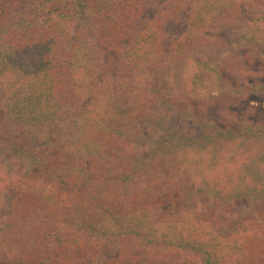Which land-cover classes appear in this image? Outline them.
Returning a JSON list of instances; mask_svg holds the SVG:
<instances>
[{
    "label": "trees",
    "instance_id": "trees-1",
    "mask_svg": "<svg viewBox=\"0 0 264 264\" xmlns=\"http://www.w3.org/2000/svg\"><path fill=\"white\" fill-rule=\"evenodd\" d=\"M263 65L264 0H0V264H264V127L209 116Z\"/></svg>",
    "mask_w": 264,
    "mask_h": 264
},
{
    "label": "rangeland",
    "instance_id": "rangeland-1",
    "mask_svg": "<svg viewBox=\"0 0 264 264\" xmlns=\"http://www.w3.org/2000/svg\"><path fill=\"white\" fill-rule=\"evenodd\" d=\"M186 31V27L184 25H170L166 28L165 34L168 38H173L176 36H179L180 34L184 33ZM253 75L250 77V80L248 81V85H252L254 87H257L256 84L264 85V65L261 69H259L257 66L255 67V70H253ZM237 83L233 82L232 85H235ZM240 89L245 87L243 83H239ZM235 86V87H236ZM215 95H218L219 93L215 92ZM244 99L237 102V107H232L229 110L223 108L224 100H218L214 103V107L212 109V112L210 113V117H213L216 123L220 120L221 124L224 126L226 125H232L234 122H239L240 120H246L250 122L252 125H262L264 127V92L257 93L255 91H252L249 93V95H246L243 97ZM234 150H239L241 155H243L246 151L244 148L238 147L236 144H229L228 148L224 149L220 156L219 161H225L224 165L222 166L223 170L222 172H225V170L230 171L231 167H227L228 165H231L230 162H228V156H232L231 152ZM247 154V153H246ZM236 154H234V157ZM233 157V158H234ZM227 161V162H226ZM228 168V169H227ZM217 173H221V169L217 171Z\"/></svg>",
    "mask_w": 264,
    "mask_h": 264
}]
</instances>
